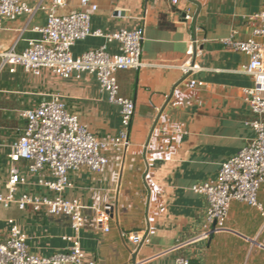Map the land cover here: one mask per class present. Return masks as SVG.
<instances>
[{
  "label": "crops",
  "instance_id": "1",
  "mask_svg": "<svg viewBox=\"0 0 264 264\" xmlns=\"http://www.w3.org/2000/svg\"><path fill=\"white\" fill-rule=\"evenodd\" d=\"M194 1L200 6L195 26L198 7L187 0H93L98 6L91 15L93 30L110 33L143 25L141 58L146 64L117 73L120 94L135 104L127 146L111 150L100 173L86 168L70 173L71 186L63 192L83 205L85 223L78 235L86 260L94 264H174L176 255L187 256L191 264H264V213L233 202L224 228L206 234L205 198L191 190L194 184L215 181L221 163L254 135L246 124L252 114L243 99V89L253 81L239 71L247 57L220 39L232 30L237 39L249 37L246 16L264 7V0ZM79 7V0H68L62 12ZM45 22L43 11L5 19L0 51H22L29 39L39 38L35 28ZM191 38L200 69L188 78L204 83L195 88H188L178 67L187 59ZM103 42L88 36L71 51L78 56ZM107 51L117 53V43L107 44ZM10 68L0 57V193L5 192L10 144L25 124L23 110L57 95L98 138L119 131V107L99 91L94 75L65 79L48 69L33 75L20 66L13 72ZM16 167L27 181L18 186L15 198L21 193L54 196L37 183L39 177L50 179L46 172L29 174L25 161ZM258 198L264 207V186ZM94 205L111 211L108 231L95 224ZM11 220L26 234L28 250L40 256L66 252L70 242L64 236L74 235L67 216L0 203V241L7 237ZM132 235H139L140 242L134 244Z\"/></svg>",
  "mask_w": 264,
  "mask_h": 264
},
{
  "label": "built area",
  "instance_id": "2",
  "mask_svg": "<svg viewBox=\"0 0 264 264\" xmlns=\"http://www.w3.org/2000/svg\"><path fill=\"white\" fill-rule=\"evenodd\" d=\"M172 1L176 3L178 0ZM67 2L51 0L49 5H44L42 1L30 5L25 0H0V30L5 19L14 20L21 15L31 17L37 11L46 15L45 24L35 28L39 38L29 39L20 52L13 47L0 51L2 64L10 65L11 72L20 66L24 72L33 75L48 69L65 79L72 76L79 78L82 73L94 75L99 91L119 107L120 129L117 134L98 138L57 95L21 112L25 124L17 139L10 144L8 175L5 192L0 193V203L9 206L15 202L19 209L28 207L34 212L44 210L49 215L67 216L74 235L64 236L70 242L66 252L40 256L28 250L26 234L11 220L7 237L0 241V264H94L92 260H86L78 235L85 223L83 205L77 198L64 197L63 192L71 186L70 173L79 168L100 173L109 161L108 153L127 146L129 142L135 104L132 98L120 94L117 73L146 65L141 58L143 25L110 33L93 30L91 15L98 9L97 4L93 0H79V9L62 12ZM184 19L191 20L190 14H185ZM246 19L251 24L249 37L237 39L236 31L232 30L220 42L247 57L239 71L250 75L253 81L250 87L243 89V99L252 114L246 124L252 128L254 135L221 163L215 181L191 186V190L202 195L206 201L205 220L209 225L206 234L224 228L233 202L244 203L264 213L258 198L264 186V7L248 14ZM88 36L101 37L104 42L98 48L74 56L72 46ZM111 42L117 43V53L107 51V44ZM195 45L196 40L191 38L186 51L187 59L178 66L188 88L204 85L202 81L188 78L200 69L193 59ZM19 161L26 162L29 174L46 172L50 179L39 177L37 183L52 191L54 196L21 193L15 198L18 186L27 181L16 167ZM93 208L95 224L108 231L111 211L95 205ZM130 240L137 244L141 238L132 235ZM174 264H190V259L185 255H176Z\"/></svg>",
  "mask_w": 264,
  "mask_h": 264
},
{
  "label": "water",
  "instance_id": "3",
  "mask_svg": "<svg viewBox=\"0 0 264 264\" xmlns=\"http://www.w3.org/2000/svg\"><path fill=\"white\" fill-rule=\"evenodd\" d=\"M187 1L192 2L193 4L197 5V7H198L197 10H196V12H195V14H194V16H193V19H192L193 26H195L196 17H197V14H198V12H199V7H200V6H199L198 2H196V1H194V0H187ZM160 113H161V112H160ZM160 113L157 115V117H156V119H155V122L153 123V125H152V127H151V130H150V132H149V135H148V138H147V142H146V143H148V140H149V138H150V135H151V133H152V130H153V128H154V126H155L157 120H158V117H159ZM111 216H112V214H111ZM212 227H214V225H213ZM132 262H135V256L132 257Z\"/></svg>",
  "mask_w": 264,
  "mask_h": 264
},
{
  "label": "trees",
  "instance_id": "4",
  "mask_svg": "<svg viewBox=\"0 0 264 264\" xmlns=\"http://www.w3.org/2000/svg\"><path fill=\"white\" fill-rule=\"evenodd\" d=\"M190 264H191V261H190Z\"/></svg>",
  "mask_w": 264,
  "mask_h": 264
}]
</instances>
